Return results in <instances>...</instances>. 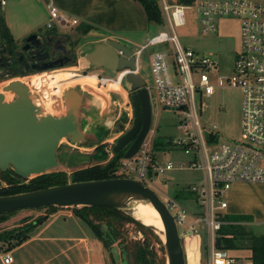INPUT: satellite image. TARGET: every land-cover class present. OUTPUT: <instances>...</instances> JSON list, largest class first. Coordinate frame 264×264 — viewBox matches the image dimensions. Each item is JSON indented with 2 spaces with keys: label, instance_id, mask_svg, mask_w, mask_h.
<instances>
[{
  "label": "built area",
  "instance_id": "obj_1",
  "mask_svg": "<svg viewBox=\"0 0 264 264\" xmlns=\"http://www.w3.org/2000/svg\"><path fill=\"white\" fill-rule=\"evenodd\" d=\"M6 0H0V6ZM164 29L148 37L144 44L132 52L137 71L140 67L141 54L150 47L159 46L149 55L152 81L145 80L151 111L157 105L178 114V128L183 136H165L156 143L154 133L158 129L156 122H151L149 131L138 151L131 158H122L124 177L134 178L144 185L152 186L158 175L179 168L196 169L202 172L198 183L182 188L194 194L193 202L197 217L190 219L179 200L166 196L164 201L172 213L178 229L183 226L181 240L185 243L192 238L198 248L201 237L196 222L206 226L207 264H238L237 260L224 247L216 246L219 230L229 221L225 220V199L232 184L236 182H264V0H196L194 6L200 17L203 33L216 30L217 18L233 17L239 20L240 49L237 52L230 76L218 75L216 83L211 82L210 74L217 71L216 59L209 55H200L190 47L182 46L175 28L184 25V5H168L161 2ZM48 13L61 26L76 25V19H69L59 13L56 6L47 3ZM52 28L51 21L46 23ZM123 55L122 51L118 52ZM56 70V69H55ZM54 71V70H52ZM128 69L118 72L117 82H122ZM37 81L28 77L24 81L29 93L41 107L42 115L60 116L65 112L64 92L61 86L68 78L60 79L55 74L43 75ZM100 84L106 78L96 75ZM238 87L242 93L241 132L244 141H219L216 125L204 116L207 105L203 101L213 95L216 87ZM131 112V109H130ZM156 115V113H154ZM131 123V115L124 129ZM71 144V143H69ZM74 145V144H71ZM175 148H181L189 158L185 162L171 160L160 162L159 156ZM132 175V176H130ZM157 193V192H156ZM5 263L12 260L5 254ZM242 264H254L245 260Z\"/></svg>",
  "mask_w": 264,
  "mask_h": 264
},
{
  "label": "rangeland",
  "instance_id": "obj_2",
  "mask_svg": "<svg viewBox=\"0 0 264 264\" xmlns=\"http://www.w3.org/2000/svg\"><path fill=\"white\" fill-rule=\"evenodd\" d=\"M158 1V0H157ZM186 6H189L185 10L184 14V25L178 26L175 28L176 35L179 39V42L182 46H187L195 50L200 55H209L216 59L218 63L217 71L213 74H210L211 82L216 83V77L218 75L230 76L232 73V67L234 63V58L237 52L240 49V27L239 20L233 17H219L217 18V27L215 31L203 33L200 28V17L198 12L196 11V7L194 4L190 3ZM9 7V6H8ZM47 11V20L51 21L53 25L51 30H55L57 33L68 32L71 33L73 41L77 40L81 41L83 36L81 32H78V26L76 25H64L61 26L54 19H51ZM69 19L71 17L67 16ZM5 20V19H4ZM44 21V20H43ZM46 21L42 22L40 28L36 30L39 33H43L46 29ZM20 20L14 24L17 28V31L21 30ZM151 28L154 29L155 35L158 31L164 29L163 26H159L151 23ZM74 34V35H73ZM124 35L125 38H120L123 43L127 44L129 47L134 49V45L127 39L130 37L132 32L129 30H124L120 33ZM26 36H18L17 45L22 43L23 39ZM146 41V40H145ZM144 41V42H145ZM86 43V42H85ZM143 43V42H142ZM141 43V44H142ZM77 46V45H76ZM75 46V49H76ZM92 48V45L83 44V51H87ZM159 49V46L147 48L142 54L140 58V66L139 68L140 74L147 80V82L151 83V73L150 66L148 62V53H151L154 50ZM77 50V49H76ZM78 51V62L73 64L72 67L75 69H68L67 67H61L53 69L54 71H45L43 75H51L59 72H68L73 71L78 73V75H74L72 73L66 75L68 80L64 81L61 86L70 88H78L80 89L86 97V108L90 113V117L93 122H90L93 127L96 125V122L100 123L98 126L104 127L103 138L104 140H108L102 146L93 147L90 144L86 143H76L74 145L69 144L66 138H63L59 146L57 148V166L50 169L51 172H62L66 175L68 182L72 181L73 173L85 169L97 164H103L107 162L109 159L113 157L112 145L114 144L116 138L120 136L123 132H121V126L126 125L128 121L127 113L130 112V98L128 97L127 92L129 90L127 87L121 82L119 84L120 88V96L118 95L117 103L112 102L111 100H107L112 95V89L109 86V82L115 81L118 78V72H111L108 70H101L98 68L91 70H84L85 66L88 65V61L85 60V54ZM150 55V54H149ZM100 72V74H99ZM38 73L35 74V76ZM86 74H94L99 75L100 77L106 78V82L100 84L98 79L96 82V93L87 92L82 90L77 86L75 80L77 77ZM34 76V77H35ZM65 76V74H63ZM74 76V77H73ZM33 77V78H34ZM17 81H28V77H20L16 79ZM15 80H0V95L6 101L10 100L14 93L11 90H4L3 88L13 82ZM72 81V82H71ZM68 84V85H67ZM108 88V89H107ZM100 91V92H99ZM101 91L103 92L101 94ZM108 92V93H107ZM99 93V94H98ZM96 94V95H95ZM106 98L107 101L103 103L101 96ZM123 96H122V95ZM101 95V96H100ZM108 95V96H107ZM125 95V96H124ZM99 96V97H98ZM114 97V96H113ZM101 98V100H100ZM104 100V99H103ZM207 105V110L204 112V116L208 118V121L212 124L216 125V129L219 132V141L223 140H231L235 142L244 141L241 132V101H242V93L240 88L238 87H216L213 95L203 100ZM107 103V104H106ZM102 104V106H101ZM104 104V105H103ZM156 113V115H154ZM153 121H155L158 129L154 133V139L157 141H163L164 137L169 136H183V132L178 128V114L177 112L165 109L162 106L157 105L154 107ZM91 119H87L84 121H90ZM98 123V122H97ZM90 124V126H91ZM130 126H128L129 128ZM92 127H88L87 131H90ZM123 128V127H122ZM125 130V129H124ZM127 130V129H126ZM94 130L89 132L88 135L92 140L98 141V136L94 135ZM93 133V135H91ZM75 146H86L90 149L83 150L82 148H76ZM104 152V153H103ZM262 152L264 155V147L262 148ZM103 154V155H101ZM188 156L184 154L181 148H175L172 150H168L162 153L159 156L160 162L164 163L165 161L171 160L173 162H185L188 160ZM122 158L117 163V170L122 171ZM49 170V171H50ZM132 176V175H130ZM32 177L23 178L25 180L20 181L19 184L28 183ZM202 178V172L196 169L189 168H179L167 171L163 175H158L152 181V189L157 192L159 197L166 201V196L173 197V194L183 191L179 188H182L188 184L198 183ZM1 188H8L10 185L7 181L2 180ZM177 190V191H176ZM182 201L180 205L184 208L188 214V217L191 219H195L197 216L194 215V212H197V207L193 202L194 194L188 191H183ZM227 200L229 201L230 214L228 217L230 219H243L247 224L246 228L252 232L254 235H263L264 234V182H237L232 184L228 194ZM184 200V201H183ZM186 200V201H185ZM246 207V210H245ZM259 208V211L256 208ZM65 209V208H64ZM67 209V208H66ZM70 209V208H69ZM248 209V210H247ZM240 212H245L241 215ZM47 213L45 208H24L17 210L14 214H10L5 217L4 220H0V233L4 235L3 232H12L13 230H24L25 227L30 226L32 222L36 220L40 215ZM242 216V218H241ZM89 217L91 219H95L94 213L89 211ZM96 220V219H95ZM98 222V221H97ZM196 227L198 232L202 238V248H201V264H207V233L206 226L202 222H196ZM184 230L183 226H179V232L182 233ZM121 234L124 239H126L125 243L129 244L130 242H140L144 244L148 243L149 249L153 252L157 253V256H162V251H160V244L154 241V238L150 236V234L145 235L140 232L137 227L131 223L126 222L123 224L121 229ZM9 235V234H7ZM146 238V241H145ZM119 241V239H118ZM145 241V242H144ZM183 243V241H182ZM186 245V243H185ZM184 246V243H183ZM101 244L95 240L92 246V256L94 264H128L129 260H124V257L121 256L119 249V242H114L110 248L104 247L102 250V258L100 253ZM185 247V246H184ZM233 255L241 257L245 259L248 255L247 250H242L241 252L234 251ZM101 258V263H100ZM130 261V260H129Z\"/></svg>",
  "mask_w": 264,
  "mask_h": 264
},
{
  "label": "water",
  "instance_id": "obj_3",
  "mask_svg": "<svg viewBox=\"0 0 264 264\" xmlns=\"http://www.w3.org/2000/svg\"><path fill=\"white\" fill-rule=\"evenodd\" d=\"M52 39L56 40L51 42ZM45 46L46 49L41 52ZM72 46L67 34L49 31L32 33L23 40L21 50L34 55L25 58L23 54H19L17 62L21 65H25L27 61L38 63L58 52V56L65 58L60 63L63 66L74 61ZM84 58L95 68L103 67L114 73L129 70L122 82L129 91H133L130 94L133 120L131 126L116 138L112 152L118 154L123 151V158H131L138 151L151 123V106L145 78L137 71L133 52L120 42L108 40L94 44ZM47 67L50 66L34 69ZM11 75L13 72H4L0 74V78ZM3 89L11 90L14 96L5 101L0 95V170L11 169L17 179L40 175L57 166V148L62 138H66L71 144L88 138L82 126V109L87 103L85 94L80 89L65 90V112L60 116L42 115L36 98L21 81L10 82ZM139 204H150L157 211L163 230L153 224H146L135 216L136 206ZM47 206H57L60 209L95 206L118 209L154 231L162 242L165 264H186L185 247L166 203L151 187L134 178L72 181L0 195V214Z\"/></svg>",
  "mask_w": 264,
  "mask_h": 264
},
{
  "label": "crops",
  "instance_id": "obj_4",
  "mask_svg": "<svg viewBox=\"0 0 264 264\" xmlns=\"http://www.w3.org/2000/svg\"><path fill=\"white\" fill-rule=\"evenodd\" d=\"M162 1L168 5L186 6L190 3L194 4L196 0H158L157 3L162 18L161 22L148 21L142 7L134 0H6L5 4L1 6V10L11 35L17 40L18 36L23 35L27 37L32 33H39V29L38 31L36 29L40 28L42 22L47 20V3L51 2L57 7L60 14L66 17L69 16L71 19H76L78 21L76 24L78 28L81 26L89 28L87 33L82 34L83 39L81 41L77 42L79 38L74 41L77 42V52L81 51L82 53L79 54H85L93 48L94 44L105 43L108 40H115L129 47L119 40L120 38L126 37L120 34L124 30L132 32L127 39L130 38L128 40L135 48L144 44V41L148 37L153 36L152 34L155 31L151 28V23L163 26L164 28L160 6ZM18 20H20V31H17V27L14 25ZM47 22L48 21H46V23ZM51 29L52 28L46 30ZM66 33L69 34L70 39H72V34ZM83 44H90L92 48L83 51ZM129 48L132 51L135 49ZM149 54L150 53H148V62ZM72 66L73 64L67 68L75 69ZM139 68L141 69V66ZM118 91L113 90L111 93L114 97L110 96L108 100L117 103V101H119L117 98L118 95L120 96V89ZM84 108H86V106ZM84 108L82 109L83 130L87 132L88 127H92L89 129L92 131L96 128L90 123L93 122L92 118L90 117V113ZM130 115L131 112H128V119ZM89 118L91 119L90 121H84ZM97 122L96 124L98 125L100 122ZM159 142L160 141L157 143ZM227 202L228 206L225 209V215L230 214V204L228 200ZM256 210L259 211V208L257 207ZM240 213L241 215H243V213L246 214L245 212ZM240 223L247 227L244 221H240ZM256 236H264V234ZM95 240L101 244L100 253L102 258L104 246L91 232L88 226L78 218L71 209H59L50 213L47 220L31 230L28 233V237L22 242L9 245V242L14 243L13 239L9 241L0 239V264H94L92 246ZM201 248L202 238L198 248L199 264H201ZM242 250L248 251V255L245 259L232 254L234 251L241 252ZM228 252L237 260L238 264H242L245 260H252L249 257L250 252L248 249L228 250ZM7 253L10 254L12 260L5 263L3 258ZM205 255L207 256V251Z\"/></svg>",
  "mask_w": 264,
  "mask_h": 264
},
{
  "label": "trees",
  "instance_id": "obj_5",
  "mask_svg": "<svg viewBox=\"0 0 264 264\" xmlns=\"http://www.w3.org/2000/svg\"><path fill=\"white\" fill-rule=\"evenodd\" d=\"M134 1L142 7L148 21H162L159 5L156 0ZM88 29L89 28L86 26H81L77 31L81 32V34H85ZM18 51L19 47L5 23L0 6V59H3L6 64H11L12 61L14 62L17 60L19 55ZM157 142L158 141H156V143ZM122 155L123 151L118 154H113V157L103 164H97L74 172L72 181L124 177L125 175L117 170L116 167L119 160L123 158ZM0 178L7 181L10 185L8 188H1V186L0 195L30 191L68 182L64 173L51 172V170L34 176L28 183L23 184L19 183L25 179H17L11 169L0 170ZM183 193V191L177 192L174 194V197L181 202L183 199ZM45 209L47 210V213L36 218L30 226L25 227L24 230H13L9 233L3 232L4 235L0 233V239L4 241L13 239L14 243L9 242V245L22 242L28 237V233L31 230L46 221L50 213L57 211L60 208L57 206H47ZM70 209L88 226L91 232L102 242L104 247L110 248L114 242H119L121 256L124 257V260H127V258L130 260H127L128 264H165V252L159 237L149 227L144 226L124 212L110 207L97 206ZM89 211L94 213L96 220L89 217ZM15 212L16 211L0 214V220H4L5 217L14 214ZM225 220L229 221V223L223 225L219 230L215 241L216 246L224 247L227 250L248 249L250 252L249 257L254 264H264V236H256L248 231L246 227L240 223V221H244L243 219H230L228 215H225ZM126 222L133 223L143 234L147 236L150 234V236L154 238V241L160 244L159 250L162 251V256L158 257L156 252L149 249L148 243L145 242L146 238L144 244H141L140 242H130L129 244H126V239L122 237L120 232L123 224Z\"/></svg>",
  "mask_w": 264,
  "mask_h": 264
},
{
  "label": "flooded vegetation",
  "instance_id": "obj_6",
  "mask_svg": "<svg viewBox=\"0 0 264 264\" xmlns=\"http://www.w3.org/2000/svg\"><path fill=\"white\" fill-rule=\"evenodd\" d=\"M48 31H49V33L50 32H56L55 30H46L44 32H48ZM61 34H67V33H61ZM67 35L69 36V34H67ZM69 38H70V36H69ZM54 40H56V39H52L51 42H53ZM71 41H72V39H71ZM72 44H73V46H72L71 54L74 56V61L73 62H68L67 64H65L63 66L60 65L61 62L65 61V58H63L61 56H58V54H60L58 52H54L53 54H51L49 59H47L45 61H41V62H38V63L37 62L36 63L35 62L32 63L30 61H27V63L25 65L19 64L17 62V60H15L14 62L11 60L12 61V62L10 61L11 64H6V62L3 61V59L2 60L0 59V74L4 73V72H13V75H11L9 77H4V78L8 79V80L17 81L16 79H19L20 77H33V76H35L36 73L41 74V73H43L45 71H52L53 69H56V68L69 67L70 65L75 64V63L78 62V56H77L78 52L75 49V46L77 45V42L72 41ZM22 45H23V42L19 45L18 54H23L25 58H27L28 56L34 55L33 53H30L28 55L25 51L21 50V46ZM45 49H46V46L44 47V49L41 52H43ZM42 66H50V67H47V68L41 69V70L34 69V68L42 67ZM82 69H84L86 71V70L95 69V67L92 64L88 63V65L86 67L82 68ZM98 69L106 70L103 67H99ZM26 70H28V71H26ZM99 74H100V72H99ZM4 78H0V80H4ZM132 92L133 91L127 92L129 98H130V94ZM130 107H131V123H132V120H133V108H132V105H131V100H130ZM151 122H152V111H151ZM131 123H130L129 126H131ZM150 125H151V123H150ZM121 127H123V128H121L122 129L121 132H124L123 131L124 130V126L122 125ZM95 128H96V129H94L95 133L93 132L94 135H93V133H91V135H93V136L97 135L98 138H99L98 141L94 142L93 140H91L92 138H90L88 136V138H86L85 140H82L79 143H86V144H90V146H93V147H99V146H102V144H104L105 142H107L103 138L104 127L100 126V125L98 126L96 124ZM126 129H128V127ZM89 132H91V131H87L86 133L88 135H90ZM75 147L76 148H82L83 150L90 149L89 147H86V146H80V147L79 146H75Z\"/></svg>",
  "mask_w": 264,
  "mask_h": 264
},
{
  "label": "bare ground",
  "instance_id": "obj_7",
  "mask_svg": "<svg viewBox=\"0 0 264 264\" xmlns=\"http://www.w3.org/2000/svg\"><path fill=\"white\" fill-rule=\"evenodd\" d=\"M70 73H72L76 76L78 75V73H76V72L68 71V72H59L55 76L57 78H60V79H65V78H70V77L66 76ZM63 74H65V76H63ZM38 79H40L39 76H37V77L35 76L33 78L34 81H37ZM21 82H24V80ZM96 82H97V77L94 74H86V75H81L80 77H77L75 80V83H71V84H77V86L84 91L96 93V91H95L96 90L95 88L97 87ZM109 86L111 89H113L115 91H118L120 89L117 80L109 82ZM102 93L103 92L101 91V94ZM101 97H103L102 101L104 99L103 103L108 100V99L106 100V98H104V94ZM100 100H101V98H100ZM135 216L138 219H141L146 224H153L157 228H159L160 230H163V224L161 222L160 216L157 213V211L150 204H139L138 206H136ZM185 255H186V264H199V250H198L197 241L195 239L190 238L186 241Z\"/></svg>",
  "mask_w": 264,
  "mask_h": 264
}]
</instances>
